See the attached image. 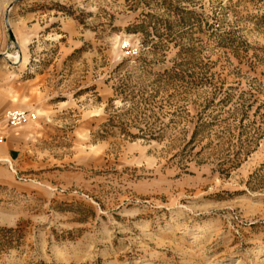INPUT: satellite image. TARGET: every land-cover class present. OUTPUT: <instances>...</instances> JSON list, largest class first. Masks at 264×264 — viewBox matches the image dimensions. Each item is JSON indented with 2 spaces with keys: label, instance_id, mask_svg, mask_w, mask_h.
Masks as SVG:
<instances>
[{
  "label": "rangeland",
  "instance_id": "rangeland-1",
  "mask_svg": "<svg viewBox=\"0 0 264 264\" xmlns=\"http://www.w3.org/2000/svg\"><path fill=\"white\" fill-rule=\"evenodd\" d=\"M0 103V264H264V0H0Z\"/></svg>",
  "mask_w": 264,
  "mask_h": 264
},
{
  "label": "built area",
  "instance_id": "built-area-1",
  "mask_svg": "<svg viewBox=\"0 0 264 264\" xmlns=\"http://www.w3.org/2000/svg\"><path fill=\"white\" fill-rule=\"evenodd\" d=\"M34 118V114L26 111H11L7 114V124L10 127H17L27 120Z\"/></svg>",
  "mask_w": 264,
  "mask_h": 264
},
{
  "label": "water",
  "instance_id": "water-1",
  "mask_svg": "<svg viewBox=\"0 0 264 264\" xmlns=\"http://www.w3.org/2000/svg\"><path fill=\"white\" fill-rule=\"evenodd\" d=\"M6 23H7V26H9V20H8V16L6 17ZM10 35H11V37L14 39V37H13V34H12V32L10 31ZM15 40V39H14Z\"/></svg>",
  "mask_w": 264,
  "mask_h": 264
},
{
  "label": "crops",
  "instance_id": "crops-1",
  "mask_svg": "<svg viewBox=\"0 0 264 264\" xmlns=\"http://www.w3.org/2000/svg\"><path fill=\"white\" fill-rule=\"evenodd\" d=\"M7 106V103H0V107H6Z\"/></svg>",
  "mask_w": 264,
  "mask_h": 264
},
{
  "label": "bare ground",
  "instance_id": "bare-ground-1",
  "mask_svg": "<svg viewBox=\"0 0 264 264\" xmlns=\"http://www.w3.org/2000/svg\"><path fill=\"white\" fill-rule=\"evenodd\" d=\"M10 54H8L7 56H9ZM7 58V57H6Z\"/></svg>",
  "mask_w": 264,
  "mask_h": 264
}]
</instances>
